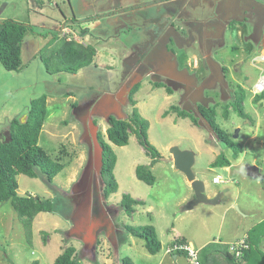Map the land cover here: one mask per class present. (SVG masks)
Masks as SVG:
<instances>
[{
  "label": "rangeland",
  "instance_id": "rangeland-1",
  "mask_svg": "<svg viewBox=\"0 0 264 264\" xmlns=\"http://www.w3.org/2000/svg\"><path fill=\"white\" fill-rule=\"evenodd\" d=\"M4 19L29 24L33 31L23 41L21 70H6L0 62V133L9 130L12 119L24 121L32 99L46 95L39 145L52 159L61 157L64 168L53 182L40 174L17 175L19 194L50 199L55 208L38 213L28 234L11 201L1 204L0 264H53L69 245L76 247L80 264H119L126 256L135 264H159L161 256L150 258L145 240L125 225H158L165 231L175 225L200 249L208 239L242 236L264 218V184L244 170L250 162L264 175V101H253L254 86L264 75V0H0ZM64 24L70 34L61 32ZM62 36L94 46L91 64L75 72L58 70L76 65L56 51ZM55 37L58 43L48 47ZM239 85L250 119L231 108L225 118ZM200 104L216 107L217 122L242 147L236 157L201 116ZM172 106L193 113L198 124ZM134 107L149 122L148 139L161 154L152 166L153 185L136 176L137 165L151 162L137 133L124 146L106 134L109 115L128 119ZM99 136L117 155L118 191L108 198ZM172 146L195 153L193 170L207 184L206 193H223L220 203L181 210L190 200L183 198L194 190L174 166ZM220 154L230 160L229 171L212 165ZM216 175L231 182L216 184ZM124 194L144 204L129 214L121 206ZM177 264L193 263L182 256Z\"/></svg>",
  "mask_w": 264,
  "mask_h": 264
},
{
  "label": "trees",
  "instance_id": "trees-1",
  "mask_svg": "<svg viewBox=\"0 0 264 264\" xmlns=\"http://www.w3.org/2000/svg\"><path fill=\"white\" fill-rule=\"evenodd\" d=\"M29 30L33 31V27L24 22L15 19L0 20V62L6 70L19 71L23 68L22 45ZM57 39L55 37L49 41L48 47L58 43ZM59 40L61 46L59 49L56 48V51L61 52L62 57L67 62L70 64L76 63V65L58 70L75 72L91 64L93 57L96 55L94 46L91 44L84 45L75 39H68L66 36H62ZM43 60L49 70V58L44 57ZM156 85L158 86L160 83H156ZM138 88V83L132 87L130 97ZM167 90L172 92L170 87ZM46 99V95L32 99L25 120L12 119L8 130L9 140L5 141L1 139L0 141V206L3 202L10 200L19 217L23 219V224L28 234H31V222L35 216L41 212H53L55 204L50 199H42L39 196L31 194H19L17 175L25 174L34 178L40 174L45 176L49 182H53L55 176L64 168V163L60 161L61 157H58L56 160L52 159L46 150L39 145V136L47 116ZM131 99L130 101L135 105L136 101ZM245 99L246 91L239 85L233 93L232 100L224 108L223 114L225 118L229 117L228 110L231 108L240 117L250 119L244 107ZM253 101L255 103L264 101V90L256 93L253 96ZM198 109L219 140L231 147L234 150L233 156L236 157L242 151V147L217 122L216 107H206L200 104ZM170 110L178 112L179 116L190 117L195 124H198V118L193 113L177 106H172ZM169 111H166L163 115H167ZM108 124L109 126L106 129L107 138L110 142L119 146L127 145L130 134L132 132L137 133L140 144L151 156V162L149 164L137 165L135 170L136 176L147 184L153 185L156 177L152 172V166L160 159L161 154L148 139L149 122L134 107L128 119L109 115ZM99 140L102 149L100 176L105 185L103 195L105 198H108L110 194L118 191V182L114 175L117 155L109 142L102 139L101 136H99ZM230 164V160L224 154H220L212 163L213 166H229ZM140 204H144V201L136 199L130 194H124L121 200V206L129 214L133 213L136 205ZM125 228L129 234L144 239L145 246L150 253L155 254L160 251L162 245L154 225H125ZM248 234L250 248L245 251L242 259L235 258L228 252V249H224L223 254L233 264H264V219L255 224L248 231ZM178 239L187 241L185 238L178 237ZM210 247L211 243L200 249L199 258L204 263H207L204 259H207L209 256ZM177 254L185 253L178 252ZM77 255L78 252L75 246H66L53 264H80V258ZM119 264L135 263L132 258L126 256L121 259Z\"/></svg>",
  "mask_w": 264,
  "mask_h": 264
},
{
  "label": "water",
  "instance_id": "water-1",
  "mask_svg": "<svg viewBox=\"0 0 264 264\" xmlns=\"http://www.w3.org/2000/svg\"><path fill=\"white\" fill-rule=\"evenodd\" d=\"M238 132L239 129L236 130L234 137H238ZM1 139L5 141L9 140L8 130L4 132V138L0 137V141ZM170 153L173 158L174 166L186 175L188 181L191 183V186L194 190V197L187 201L184 205H182L181 210H190L201 203H220L223 197V193L220 192L216 196L209 197L206 193V183L203 180L197 178L193 170V165L195 163V153L192 150L180 149L178 146H172L170 148ZM244 170L246 172V175L250 179L259 180L262 184H264V175L260 166L247 162L244 165Z\"/></svg>",
  "mask_w": 264,
  "mask_h": 264
},
{
  "label": "crops",
  "instance_id": "crops-1",
  "mask_svg": "<svg viewBox=\"0 0 264 264\" xmlns=\"http://www.w3.org/2000/svg\"><path fill=\"white\" fill-rule=\"evenodd\" d=\"M65 25V24H64ZM68 39H69V37H68ZM74 39L77 41L78 40V42H80V43H82V44H84V45H86V43L83 41H81V39H79L78 37H75L74 36ZM263 54H264V48H263ZM205 56L206 57H210V55H209V52H206V54H205ZM198 62H199V59H197L196 60V58H195V64H198ZM168 91V90H167ZM3 132H1L0 133V135L2 134ZM225 167V170H228L229 171V167H230V165L229 166H224ZM215 177V176H214ZM189 182V181H188ZM214 182V181H213ZM215 183V182H214ZM189 184H190V182H189ZM216 184H218V183H216ZM206 188H207V184H206ZM210 191L207 193V195L209 196V197H213V196H216L217 195V189H214V190H212V189H209ZM225 193V192H224ZM194 197V194L192 193V191H191V193H188L184 198H183V200L182 201H187V200H189V199H192ZM222 200V199H221ZM231 206H233V205H231ZM136 209V208H135ZM245 215H247V214H245ZM178 217H180V216H178ZM181 218V217H180ZM264 219V218H263ZM262 219V220H263ZM262 220H260V221H262ZM259 221V222H260ZM255 224H252V225H250L249 227H247L246 228V230L243 232V235H245L253 226H254ZM155 228H156V231H157V234H158V237H159V239H160V241H161V249H160V251L159 252H157V253H155V254H153V255H151L150 256V258H153V257H156V256H161V259H160V261H159V264H163L165 261H166V259L167 260H170L171 262H169L168 264H177L178 262H179V258H181L182 256H185V258H187L186 257V255L185 254H182V256L181 255H179V254H177V253H173L174 255L173 256H171L172 254H166V253H163V255H161V252H162V249L164 248V247H168V245L175 239V238H185L189 243H191L192 245H194L195 246V242H194V240H193V238H192V236H191V234L190 233H187V232H184L183 230H181V229H179V228H177L175 225H171V228L170 229H168L167 231H165L164 229H159V227H158V225H156L155 226ZM242 235V236H243ZM239 237H241V235H235L234 237H232V238H230L229 240H225V241H222L221 239H216V238H213V239H208V240H206L205 242H203V244H201L199 247H200V249L202 248V247H204V246H206L207 244H209V243H211V247H210V249H209V256L207 257V259L205 258L204 260L207 262L206 264H233L230 260H228L226 257H225V255L223 254V250H224V248H221L220 247V245H223V246H225L226 247V243L227 242H230V241H232V240H234V239H237V238H239ZM212 243L213 244H215V246L214 247H212ZM218 245V246H217ZM263 246H264V242H263ZM152 254V253H151ZM133 260V259H132Z\"/></svg>",
  "mask_w": 264,
  "mask_h": 264
},
{
  "label": "built area",
  "instance_id": "built-area-1",
  "mask_svg": "<svg viewBox=\"0 0 264 264\" xmlns=\"http://www.w3.org/2000/svg\"><path fill=\"white\" fill-rule=\"evenodd\" d=\"M61 32L63 33V35H67L71 33L70 28L66 25L62 26ZM69 39H72V38L69 37ZM263 90H264V75L261 76L259 81L254 86L255 93H260ZM213 181L215 183L231 182L230 179H225L221 175H216L213 178ZM248 238H249V234L247 232L245 235L237 239H234L230 242H227L226 245H227L228 252L232 254L235 258L242 259L245 251L250 248V243H249ZM165 252L168 254L184 252L186 256L188 257V259L190 260V262H192L193 264H201L199 260L200 259L199 258L200 249L196 248L194 245H192L188 241H181L178 238H175L168 245Z\"/></svg>",
  "mask_w": 264,
  "mask_h": 264
},
{
  "label": "flooded vegetation",
  "instance_id": "flooded-vegetation-1",
  "mask_svg": "<svg viewBox=\"0 0 264 264\" xmlns=\"http://www.w3.org/2000/svg\"><path fill=\"white\" fill-rule=\"evenodd\" d=\"M228 70V69H227ZM0 137H4V134L2 133L1 135H0Z\"/></svg>",
  "mask_w": 264,
  "mask_h": 264
}]
</instances>
